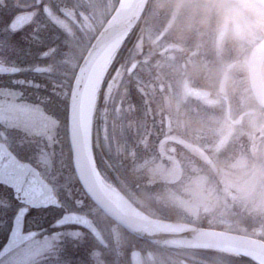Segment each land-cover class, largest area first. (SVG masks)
Returning <instances> with one entry per match:
<instances>
[{
    "label": "flooded vegetation",
    "instance_id": "af4514ba",
    "mask_svg": "<svg viewBox=\"0 0 264 264\" xmlns=\"http://www.w3.org/2000/svg\"><path fill=\"white\" fill-rule=\"evenodd\" d=\"M116 6L117 0H99L98 5L93 0H0V29L12 14L31 15L15 36L0 31V40L6 48H19V56L13 53L8 59L45 69L21 78L39 83L41 91L46 87L45 94L55 92L65 128L80 64ZM92 8L102 13L97 19L101 25L74 64L70 61L82 41L77 26L92 19ZM229 8L235 10L231 16ZM71 46L77 49L69 53ZM258 70L260 82L252 83ZM258 87L264 92L263 3L147 0L139 21L109 58L95 92L89 150L96 183L116 191L147 217L264 242V229L257 227L264 217V102L254 96ZM253 123L257 135L234 144L247 155L255 149L241 160L254 179L238 185L220 179L215 185L216 172L228 169L232 157L218 152L216 158L215 146L224 149L234 129ZM220 125L226 131L214 142L211 134ZM69 144L68 134L67 148ZM69 156L76 212L105 242L100 245L79 227L73 242L78 247L67 246L72 264H132V251L139 253L141 264H223L210 258L208 250L153 247L132 237L86 195ZM87 239L99 247L87 248Z\"/></svg>",
    "mask_w": 264,
    "mask_h": 264
},
{
    "label": "snow or ice",
    "instance_id": "6c2138e0",
    "mask_svg": "<svg viewBox=\"0 0 264 264\" xmlns=\"http://www.w3.org/2000/svg\"><path fill=\"white\" fill-rule=\"evenodd\" d=\"M16 19L18 14H12L0 31L15 36L22 30ZM5 43L0 40V264H40L42 256L47 264H72L67 244L78 247L73 242L80 218L66 170L69 154L77 152V129L72 117L65 128L55 92L45 94L46 87L41 91L39 83L21 78L45 69L8 59L19 56V48ZM29 89L34 91L26 94ZM53 209L62 214L51 227L62 231L42 240L32 228L25 233L26 221L38 228Z\"/></svg>",
    "mask_w": 264,
    "mask_h": 264
},
{
    "label": "water",
    "instance_id": "95a60500",
    "mask_svg": "<svg viewBox=\"0 0 264 264\" xmlns=\"http://www.w3.org/2000/svg\"><path fill=\"white\" fill-rule=\"evenodd\" d=\"M257 1L264 4L263 0ZM146 2L147 0H121L112 16L90 45L78 69L71 91L68 116V123L69 117H72L77 129V152L71 153L75 175L86 195L108 218L124 228L132 236L150 245L175 249L226 248L242 255L251 254L264 259V242L258 239L124 213L105 197L95 181V174L87 152L81 125L82 95L92 71L102 56L110 51L112 55L124 41L139 20ZM30 17V14L19 16L16 19L15 26L20 28L30 21ZM259 82L258 70L255 78L252 76V83L259 84ZM254 96L257 100L264 102L262 88L254 89ZM78 216L80 218L79 226L90 232L98 242L104 244L99 233L88 223L87 219L82 215ZM130 257L132 264H141L137 251H132Z\"/></svg>",
    "mask_w": 264,
    "mask_h": 264
},
{
    "label": "rangeland",
    "instance_id": "374dc122",
    "mask_svg": "<svg viewBox=\"0 0 264 264\" xmlns=\"http://www.w3.org/2000/svg\"><path fill=\"white\" fill-rule=\"evenodd\" d=\"M96 2V5L99 4V0H93V3ZM95 6V5H93ZM92 6V7H93ZM102 15V13H98V11H96L95 9L92 8V19L89 22H84L83 24L78 25L77 28L80 32H82V41L80 43L79 49L80 52L78 54V56L74 59H72L70 62H72L73 60L75 61L74 64H77L79 61V58H81L83 56V53L85 52L87 46L89 45L90 41L92 40V38L95 36L96 34V30L99 28V26L101 25V22L98 23L97 19L98 16ZM93 25H95V28H93ZM77 48L71 46L69 47V53L73 50H76ZM234 135L232 138H230L229 144L224 148V149H218L216 146L213 150V153L215 155V157L217 158V154L219 153H223V152H228L230 154H232L231 160L229 161L230 164L228 166V169H226L225 171H217L216 176H215V185L218 184L219 180L222 179V184H229V185H238L241 184L243 182V184L247 183L248 180H253L254 179V175H253V170H248V172H244L243 170V164L241 162L242 158H247L249 159L250 155H253L255 153V149H251L252 153L250 155H247L243 153V149L241 150L240 148H238L237 144H234L236 142L239 141V139L243 136H247V137H251V135H257V125L256 123L252 124L251 126H246V125H241L239 127H237L236 129H234ZM225 127L220 125L214 128L213 133L211 134V136H213L214 142H216L217 140H219V138L221 136H224V132H225ZM172 133V132H170ZM173 134H175L173 132ZM252 139H248V141H251ZM65 147L67 148V145H65ZM67 150V149H66ZM239 153V154H238ZM69 167L66 170V174L71 175V161H70V156H69ZM218 187H215V189H217ZM221 196H223L222 192L220 193ZM254 199L252 198L251 200V206L254 209L255 208V203L253 201ZM253 201V202H252ZM61 211H57V210H52L50 212V214L46 217V219L41 223V225L37 228V226L35 224H29L27 221L25 223V230H28L29 228H36V230L38 232H40L41 234L36 238L38 240H42L44 235H48V236H52L50 233L51 231H47L45 227H48L49 225H52L53 222L55 221L56 218H58L61 215ZM30 219V218H29ZM221 224H226L225 221H223V219H219L218 220ZM257 227L260 228L262 227L264 229V217H263V223L257 224ZM46 230V231H45ZM58 231H62V229H59L55 232ZM80 234V233H79ZM103 237H105L104 233L101 234ZM87 243V248H93V249H97L98 248V244L94 241H91L89 239L86 240ZM96 243V244H95ZM67 244V242H66ZM68 246V244H67ZM110 246V244H108V247ZM124 247H127V244L125 243ZM102 255H105L104 252H102ZM210 256V258H213L214 260H216L219 263H224V264H253L248 262V260H244V259H224L223 257H220L219 254H207ZM96 257V256H95ZM46 257H40V264H47V259H45ZM121 258V256H120ZM125 262V261H124ZM127 263V261H126Z\"/></svg>",
    "mask_w": 264,
    "mask_h": 264
},
{
    "label": "bare ground",
    "instance_id": "6f19581e",
    "mask_svg": "<svg viewBox=\"0 0 264 264\" xmlns=\"http://www.w3.org/2000/svg\"><path fill=\"white\" fill-rule=\"evenodd\" d=\"M122 1H126V0H122ZM110 55H111V51L107 52L106 54L102 56L99 63L96 65V67L92 71L90 78L85 86L83 95H82L81 125H82V131H83V135H84L87 148H88V143H89V124H90V117H91L92 108H93L94 99H95V92L99 84V81L106 69ZM98 185L102 193L105 195V197L108 200H110L112 203H114L116 207H118L122 212L133 215V216L142 217V215L136 209H134L125 199H123L116 191L102 185L99 182H98ZM221 250L229 251L226 248H221ZM245 255L250 256L253 260L258 262L259 264H264V259L262 258H259L251 254H245Z\"/></svg>",
    "mask_w": 264,
    "mask_h": 264
},
{
    "label": "trees",
    "instance_id": "16d2710c",
    "mask_svg": "<svg viewBox=\"0 0 264 264\" xmlns=\"http://www.w3.org/2000/svg\"><path fill=\"white\" fill-rule=\"evenodd\" d=\"M53 210H55V209H53ZM45 228H46L47 231H51L50 233H54L55 231L58 230V229H56V228L51 227V225H49L48 227H45ZM33 229L36 230V228H33ZM229 256L233 257L232 255H229ZM248 262L253 263V264H256V263H254V262H252V261H249V259H248Z\"/></svg>",
    "mask_w": 264,
    "mask_h": 264
},
{
    "label": "clouds",
    "instance_id": "9594fccd",
    "mask_svg": "<svg viewBox=\"0 0 264 264\" xmlns=\"http://www.w3.org/2000/svg\"><path fill=\"white\" fill-rule=\"evenodd\" d=\"M234 9H231V8H229V9H226V14L227 15H229V16H231L233 13H234Z\"/></svg>",
    "mask_w": 264,
    "mask_h": 264
}]
</instances>
